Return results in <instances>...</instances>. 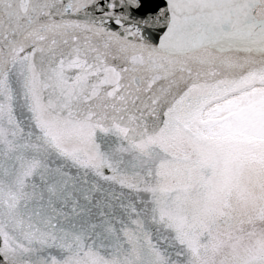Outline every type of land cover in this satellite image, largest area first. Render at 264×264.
I'll return each mask as SVG.
<instances>
[{
    "label": "snow or ice",
    "instance_id": "1",
    "mask_svg": "<svg viewBox=\"0 0 264 264\" xmlns=\"http://www.w3.org/2000/svg\"><path fill=\"white\" fill-rule=\"evenodd\" d=\"M0 264H264V0H0Z\"/></svg>",
    "mask_w": 264,
    "mask_h": 264
}]
</instances>
